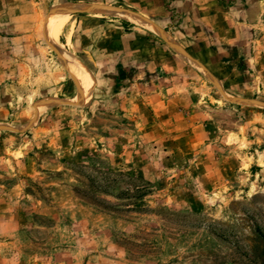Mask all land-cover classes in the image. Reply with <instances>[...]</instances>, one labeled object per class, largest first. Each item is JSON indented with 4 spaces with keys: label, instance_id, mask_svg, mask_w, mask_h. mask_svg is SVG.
Masks as SVG:
<instances>
[{
    "label": "rangeland",
    "instance_id": "obj_1",
    "mask_svg": "<svg viewBox=\"0 0 264 264\" xmlns=\"http://www.w3.org/2000/svg\"><path fill=\"white\" fill-rule=\"evenodd\" d=\"M0 264H264V0H0Z\"/></svg>",
    "mask_w": 264,
    "mask_h": 264
},
{
    "label": "bare ground",
    "instance_id": "obj_2",
    "mask_svg": "<svg viewBox=\"0 0 264 264\" xmlns=\"http://www.w3.org/2000/svg\"><path fill=\"white\" fill-rule=\"evenodd\" d=\"M62 27V23H59L57 25H55L52 29V32H54V37L55 38H58L59 37V33H60V28ZM87 77V76H86ZM86 79V78H85ZM87 82H88V85H90L89 83V78H87Z\"/></svg>",
    "mask_w": 264,
    "mask_h": 264
}]
</instances>
